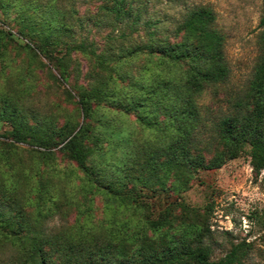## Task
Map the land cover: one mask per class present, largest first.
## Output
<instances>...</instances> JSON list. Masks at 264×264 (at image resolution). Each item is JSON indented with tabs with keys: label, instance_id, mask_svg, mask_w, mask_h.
Masks as SVG:
<instances>
[{
	"label": "trees",
	"instance_id": "16d2710c",
	"mask_svg": "<svg viewBox=\"0 0 264 264\" xmlns=\"http://www.w3.org/2000/svg\"><path fill=\"white\" fill-rule=\"evenodd\" d=\"M58 1L0 0V14L14 13L11 20L26 40L24 49L31 51L33 60L44 58L62 79L69 71H79L72 57L75 53L92 55L102 67L114 60L115 53L121 62L144 56L161 65L162 73L151 74L145 81L121 71V80H129L131 94L112 96L117 99L114 108L135 113L152 138L134 146L126 143L129 150L122 159L113 160L114 165L88 163L92 150L87 146L86 127L78 128L71 121L57 127L52 120L39 117L15 92V99L4 95L0 122L11 127L6 137L11 142L6 146L13 152L16 144L38 147L42 151L35 152L49 165L54 158L51 149L62 144L61 150L82 173L80 190L101 194L106 224L102 220L99 226L52 232L47 224L62 212L66 193L60 190V198L52 200L53 182L47 177L39 186L43 207L32 213L20 197L28 180L22 177L21 165L12 180L0 172V264L241 263L246 256L244 244L232 245L222 259L211 261V208L206 206L201 212L191 206L183 191L199 170L219 169L245 149L254 175L264 171V3L254 72L246 88L233 96L227 93L228 111L213 123V134L206 141L201 138L207 125L199 99L207 88L214 96L223 93L219 87L230 79L225 36L209 5L186 9L169 33H164L152 21L141 23L143 7L134 9L128 0H106L87 21L117 34L107 35L104 48L97 52L88 37H76L70 13ZM76 22L83 28L79 18ZM12 40L10 31L0 30V47ZM108 92L107 83H90L87 93L78 95L83 115L88 99L107 98ZM66 95L73 98L69 91ZM115 130L111 129L112 134L118 135ZM92 138L101 139L99 134ZM4 161L0 155V162ZM46 201L51 202L49 208Z\"/></svg>",
	"mask_w": 264,
	"mask_h": 264
},
{
	"label": "rangeland",
	"instance_id": "374dc122",
	"mask_svg": "<svg viewBox=\"0 0 264 264\" xmlns=\"http://www.w3.org/2000/svg\"><path fill=\"white\" fill-rule=\"evenodd\" d=\"M104 1L106 0L58 1L59 6L70 13L69 22L74 26L76 37H88V41L96 46L97 52L104 48L107 35L117 34L110 27H95L87 21ZM128 1L134 9L143 7L141 23L152 21L164 33H169L188 8L209 5L214 10L217 28L225 36L224 51L230 68V79L223 87H219L223 93L214 96L207 88L199 99V104L203 105L201 114L207 125L203 128L205 132L201 134V138L208 141L213 134V123L228 111L227 93L233 96L246 88L254 72L258 55L259 20L264 0ZM13 17V12L5 16L0 14V30L10 31L13 38L12 41H3L0 47V99H4V95L5 99H9L15 92L17 98L24 100L39 117L52 120L57 127L67 121L77 124L78 128L86 127L87 146L92 150L88 163L114 165L113 160L122 159L124 152L129 150L126 143L130 141V145L134 146L152 138V133L139 122L135 113H125L114 108L117 99L112 96L131 94L127 87L129 80H121V71L126 70L134 78L145 81L151 74H161V65H156L154 61L151 63L144 56L138 59L122 58L121 62L115 53L114 60L102 67L92 55L75 53L72 57L77 61L79 71H69L65 79H62L44 58L39 56V60H33L31 51L24 49L26 40L17 34L16 26L11 20ZM76 18L83 22V28H78ZM40 60L45 66L39 64ZM173 70L175 69H171ZM50 73L58 80L52 78ZM166 76L169 74L166 73ZM95 81L108 84V97L88 99L89 108L83 115L78 95L87 93L90 83L94 84ZM66 91L73 98H69ZM160 118L163 120L162 114ZM107 127L116 128L118 135L112 134ZM10 130L8 123L0 122V155L6 159L0 162V172L6 173V179L12 180V175L21 167L22 177L28 178L27 186L21 189L20 195L22 200L25 199L27 211L34 213L36 209L43 207L39 202V186L47 177H51V199L58 200L60 190L66 195L62 212L55 214L47 224L50 231L99 226L102 220L106 224L101 194H93V190L89 192L87 188L80 190L82 173L61 150L62 144L51 149L54 158L49 165H45L35 152L42 151L38 147L16 144L17 148L14 152L11 151L6 146V143L11 142L6 138ZM94 134H99L101 139L92 138ZM183 192L185 201L198 207L201 212L206 206L211 208L208 217L213 247L211 261L222 259L232 245L244 244L246 256L239 264H264V171L257 177L254 175L247 149L219 169L199 170L192 176L189 188ZM44 205L49 208L51 202L46 201Z\"/></svg>",
	"mask_w": 264,
	"mask_h": 264
}]
</instances>
